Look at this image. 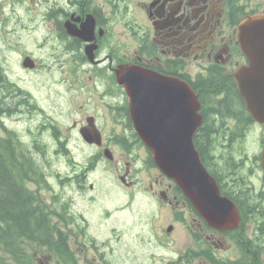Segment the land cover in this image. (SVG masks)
Here are the masks:
<instances>
[{"label": "flooded vegetation", "instance_id": "flooded-vegetation-1", "mask_svg": "<svg viewBox=\"0 0 264 264\" xmlns=\"http://www.w3.org/2000/svg\"><path fill=\"white\" fill-rule=\"evenodd\" d=\"M237 2L240 0H0V39L16 35L13 46H22L16 49L25 74L56 73L52 85L65 82L69 91H88L69 112L75 115L71 123L63 127L53 114L33 102L26 88L9 78L0 62L9 83L7 90L15 92H6V98L18 101L6 107L11 121L30 125L38 120L28 127L34 134L26 139L29 147L58 146L61 153L70 144L89 149L84 152V166L78 165V172L74 169L68 176L79 195L86 197L93 190L89 174L100 163L105 148L112 152L111 162L114 148L122 149L123 170L118 177L132 188L136 181L131 161L143 146H138L118 69L136 66L177 78L190 84L199 99L194 85L199 79L213 71L232 75L246 62L237 40ZM11 23H15L13 29ZM5 47L12 48L10 40ZM32 50L42 55H33ZM26 58L31 67L24 65ZM94 125L101 134L99 145L85 139L93 137L88 131ZM160 194L171 208L170 222L154 237L155 243H166L162 253L169 260L164 264H264V219L250 214L235 228H220L206 221L171 182ZM74 211L87 226L88 219L77 206ZM73 233L77 236L75 226Z\"/></svg>", "mask_w": 264, "mask_h": 264}, {"label": "rangeland", "instance_id": "rangeland-1", "mask_svg": "<svg viewBox=\"0 0 264 264\" xmlns=\"http://www.w3.org/2000/svg\"><path fill=\"white\" fill-rule=\"evenodd\" d=\"M240 3L246 8L262 9L264 0H240ZM19 14L23 15V10H20ZM14 26L15 23H11L10 29ZM8 36L9 34L0 39V49H3L0 51V62L8 70L9 78L19 87L26 88L33 95V102L37 101L53 114L61 121V126L70 124L75 115L70 116L69 112L81 103L88 91L86 89H78L77 92L69 91V84L65 82H62L60 86L52 85L51 81L56 77V73L46 75L43 71L38 75L37 71L26 75L19 64V51L16 49L22 46H13L16 35H12L11 38ZM8 40L12 47L9 50L5 47ZM31 54L41 56L42 52L32 50ZM36 122H38L37 119L27 125L11 121L10 117L5 118L8 127H15L17 134L25 141L34 135L28 127H33ZM263 136L264 127L257 123L249 125L243 141L248 156L244 161L243 171L246 174L248 167L253 164L252 157L260 153ZM25 144L28 145V142L26 141ZM41 149L43 153L37 154V149L33 152H36L39 169L45 176L50 177L49 182L47 186L31 185V188L32 191H36L40 206L45 208L53 221L58 218L61 226L67 225V234H71L68 235V239L77 256L76 264H101L103 261L98 253L101 254L102 259L113 260L119 264H122L124 259L127 264H164V261L169 260V256L162 253L166 243L161 245L154 242V237L159 235L162 228L170 222L167 216L171 215L169 213L171 208L160 194V190L165 189L168 181L154 168L147 167V155L144 149L136 150L138 155L131 161L132 176L136 181L132 188L124 185L118 177L119 174L122 175L119 171L123 170V151L120 147H115L114 161L102 159V164H97L93 172L89 174L91 178L89 182L93 184V190L89 191L86 197L83 194L79 195L78 187L73 185L72 181L70 182L66 174L71 175L74 169L78 172V165L84 166L87 161L84 155L89 152V149H85L82 145L70 144L65 149L67 154L63 155L60 154L58 146L40 147L39 151ZM253 169L249 176L259 188L263 185L262 170L257 164H254ZM150 183L153 186H150ZM76 206L88 219L87 226L82 217L74 211ZM74 226L78 229L77 236L73 233ZM180 235H184L186 239L185 234ZM104 246L108 247L107 252L102 249ZM29 250L31 253L29 259H32L33 263L57 264L53 252L44 248L35 251L33 246H30Z\"/></svg>", "mask_w": 264, "mask_h": 264}, {"label": "trees", "instance_id": "trees-1", "mask_svg": "<svg viewBox=\"0 0 264 264\" xmlns=\"http://www.w3.org/2000/svg\"><path fill=\"white\" fill-rule=\"evenodd\" d=\"M237 10L246 15L258 8L245 11L237 4ZM8 84L0 68V264H35L29 259L30 246L35 251L44 248L53 252L57 264H76L67 225L61 227L53 221L40 206L36 191H32V184H45L36 157L4 124V116L11 113L6 107L18 103L16 99L9 102L6 98V92L15 95L7 90ZM194 85L199 91L204 117L194 132L193 142L202 162L216 178L221 192L237 204L244 220L250 214L264 219V192H256L243 171L246 152L242 139L253 120L233 76L213 71ZM34 149L44 152L39 147ZM258 160L259 156H254L252 163L257 164ZM149 163L154 166L151 159Z\"/></svg>", "mask_w": 264, "mask_h": 264}, {"label": "water", "instance_id": "water-1", "mask_svg": "<svg viewBox=\"0 0 264 264\" xmlns=\"http://www.w3.org/2000/svg\"><path fill=\"white\" fill-rule=\"evenodd\" d=\"M238 42L247 63L233 77L252 119L264 125V12L247 15L238 24ZM129 99L138 136L151 150L160 170L174 179L190 202L209 223L234 227L239 219L236 204L220 193L193 144V133L202 121L200 101L186 82L134 66L117 71ZM94 141L100 134L88 131ZM107 153V151H106ZM264 178V142L260 153Z\"/></svg>", "mask_w": 264, "mask_h": 264}, {"label": "bare ground", "instance_id": "bare-ground-1", "mask_svg": "<svg viewBox=\"0 0 264 264\" xmlns=\"http://www.w3.org/2000/svg\"><path fill=\"white\" fill-rule=\"evenodd\" d=\"M38 153V152H37ZM63 154H66V153H63ZM220 181V180H219ZM229 191V190H228Z\"/></svg>", "mask_w": 264, "mask_h": 264}]
</instances>
